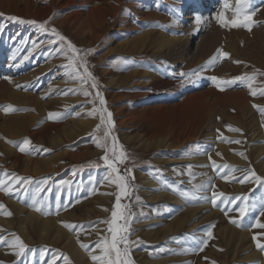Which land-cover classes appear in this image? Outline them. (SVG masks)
<instances>
[{"label":"rangeland","instance_id":"374dc122","mask_svg":"<svg viewBox=\"0 0 264 264\" xmlns=\"http://www.w3.org/2000/svg\"><path fill=\"white\" fill-rule=\"evenodd\" d=\"M32 1L41 2L40 6H44L43 3L48 0ZM228 2L235 5V0ZM224 3L225 0H123L115 19L110 18L108 21L112 25L111 28L104 30L102 37L94 41L69 25H60L61 20L72 13L81 12L83 15L89 13L92 7L91 0H73L69 9L64 5H53L46 16L40 17L33 13L32 9L25 12L14 7L9 0H0V180L8 186L13 180V173L31 178L25 185L26 190L19 189V184L14 185L18 191L5 193L0 190V204L5 206L0 210V235L5 237V241L0 242V264H49V261H53L54 264H80L71 253L70 246H65L66 239L63 228H60L61 223L64 228L73 230L74 240L79 241V245L82 243L89 245L85 257L92 254L97 256V251H90L94 247L93 241L86 237L90 230L87 228L88 223L84 219L80 220L78 214H73L71 210L77 209L82 202L91 200L89 197H93L95 191L91 196L80 195L76 199L69 201L63 199L59 202L61 198L72 195V191L74 193L73 189L69 191L61 188L60 182H57L59 179H65L68 171L56 177V186H50L49 179L53 175L51 172H43L41 169L34 171L32 166L24 164L12 169L8 166L9 156L13 152H20L19 146L24 138H28L34 146L23 153L28 158L36 156L40 159L51 158L53 155L59 156L64 153L65 149L81 153L82 146L102 144V140L106 142L107 147L109 146L108 136L101 139V134L100 137L94 138L92 132L65 144L62 148L49 144L50 138L62 135V124L71 118L72 106L68 107L64 100L75 98L81 92H85L84 90L90 89L88 92L91 91L90 100L93 103L88 102L81 106V109L85 110L97 104V97L94 89L90 87L91 80L85 83L82 79L74 78L75 74L64 67L69 63L67 57L72 53L59 52L60 44L52 43L56 37L51 31L42 32L28 21H48L46 27L49 29L55 27L61 35L81 50L76 55L84 57L89 71L96 79L99 75L94 73L132 59V56L124 53L125 47L104 55L109 42L113 45L124 43L126 45L131 37L147 31L186 36L190 33V44L187 55L184 56V59H188L198 39L203 41L206 46L203 47L201 63L189 70L178 65V62L173 63L176 56L174 50V53L172 51L163 54L152 53L150 62H147L148 67L141 69L155 70L158 71V75H166L157 87H163L165 81L170 82L168 88L183 84L182 91L185 92L183 94L185 96L182 97V92H178L176 96L163 101L164 96H159L162 88L158 89L156 86L147 90L138 88L139 93L145 95L138 98L141 101L139 106L134 105V100L128 104L131 116H136L144 108L151 111L161 105L166 107L161 114H155L152 123L137 127L127 124L126 128L116 131L115 142L122 146L127 155V159L123 163H117V167L120 174L126 176L129 186V195L122 196L120 203L128 205V211L131 213L129 239L132 241L139 239V243L131 247L129 256L133 264H149L148 260L156 261L154 264H264V251L257 249L252 239L254 234L264 233V229L251 227L257 218L264 223V209L259 207L260 202L264 200V183H258L251 177L244 183L239 182L249 169L264 178V115L258 108L253 107V105L264 107V95L258 92L256 96H251L250 102H247L249 97L244 92V85H248L249 82L236 81L220 90L210 79L212 76H220L218 78L222 80L236 77L225 78L230 75L229 59L234 56L233 53L237 49L242 52V58L245 54L243 64H248L246 57L249 51L253 52V48L256 52L252 54L250 61L263 62L264 52L258 42L261 41L260 38L264 40V15H261L264 14V0H252L253 20L256 23L251 30L242 27L224 28L217 22L207 26L204 20L212 13V7L218 4L223 9ZM196 17L201 18L200 24L196 23ZM174 20L176 23H173ZM227 29L236 32L228 35ZM234 44L238 47L236 50L233 48ZM244 46L245 49H241ZM88 49L92 51L85 55ZM218 50L229 55L222 56ZM214 56L215 62L209 64ZM193 71H199L200 75L206 74V79L199 75L198 79L193 77L190 81L187 76L173 74L175 72L191 74ZM80 72H83L82 68ZM263 75L264 71L257 74L254 82L256 84L260 80L262 82ZM144 79L143 77L140 80ZM98 83L100 85L98 91L102 92L103 97L112 92L126 95L130 93L128 88L104 90L102 82ZM155 94L157 98L154 97ZM186 96H193L195 100L192 99L194 102L190 103L191 106L188 104L189 107H185L186 103L182 104V107L180 103ZM117 103L110 106V112L114 107L121 105ZM9 105L13 110L5 112L3 109ZM49 113L59 115L55 119H49ZM117 120L118 118H113L114 122ZM228 125L241 131H231L226 127ZM44 127L50 130L48 129L47 139L41 142L40 135L35 134H40ZM170 130L175 135L191 133L192 137L181 144L179 149L174 148L170 152L155 145L145 150L135 144L134 134L164 135L169 134ZM121 131L128 134L127 139L122 137ZM237 140L240 142L236 143ZM43 149L48 151L45 152ZM111 150H108L110 158ZM100 151L102 154L103 148ZM241 152L244 153L243 156L239 154ZM102 156L83 163L78 170L75 169L82 174L80 181H90L93 175L99 172L101 182L109 174L110 170L105 168L104 161L100 159ZM214 165L220 168L217 169ZM224 165L231 167L224 168ZM225 176L227 180L224 179ZM75 182H78L77 179ZM159 190L185 200L186 206L179 203L177 210L176 204L172 206L168 199H152L151 194ZM117 191L116 187L104 221L111 218ZM213 191L224 194L229 201L235 200L236 197H246L247 202L255 204L256 207L240 219L236 209L245 201L241 199L235 203L225 204L218 200L217 204L213 205L211 202ZM181 192H188L189 196H182ZM37 208L41 211H37ZM66 211L70 213L67 214ZM8 212L11 215L3 214ZM186 212H190L186 221L178 226L173 225L174 230L168 235L165 236L163 234L165 231H160L166 224L175 222L176 218L182 219ZM53 219L58 226H55ZM232 219L240 220L241 226L231 223ZM44 221L51 223L50 226H45L46 233L41 232ZM66 224L77 225L79 231L65 227ZM107 229L108 225L105 223L104 237L110 239ZM149 229L159 230L163 236L150 240L146 233ZM209 229L212 231V238L208 240L207 246H203L202 240L207 238L205 234ZM231 229L244 232L243 236L230 232ZM16 235L28 246L24 255L20 257H17L14 254L15 250L9 246ZM258 238L264 243V235H258ZM201 248L203 250H200ZM64 255L72 256L69 263H64L66 262L63 259ZM85 261L87 262V259ZM94 264H100V261L97 260Z\"/></svg>","mask_w":264,"mask_h":264},{"label":"bare ground","instance_id":"6f19581e","mask_svg":"<svg viewBox=\"0 0 264 264\" xmlns=\"http://www.w3.org/2000/svg\"><path fill=\"white\" fill-rule=\"evenodd\" d=\"M72 1L73 0H48L47 2L43 3L44 6H40L39 3H41V2L37 3V2H34L32 0H9V2L12 5H14V7H16L17 9H21L25 12L30 11V9H32L33 13L37 14L39 17L44 16L47 12H49L50 7L53 5L54 6L55 5L56 6L64 5L66 8L69 9V5L72 3ZM122 2H123V0H91V4H92L91 6L92 7H91V10L89 11V13H86L84 15L80 14L81 12L72 13V14L66 16L64 19H62L60 22V25H63V26L69 25L72 29H75L78 32H80L81 35H83V36L88 35L90 40L92 39V40L96 41L102 37V35H103L102 32L104 30L111 28L112 25H110L108 23V21L110 20V18L115 19V16L117 15L118 10H119ZM14 7H12V8H14ZM212 9H213L212 13L207 15V17L205 18L206 20H204V21H206L207 26L213 25L214 23H216V20H215L216 15L221 10H223L222 6L218 5V4L214 7H212ZM226 11H227L225 13L226 17L231 18L232 17L231 16L232 15L231 10L229 9ZM261 15H264V14H261ZM261 15H259V16H261ZM120 21H122V20H120ZM114 23L116 24V22H114ZM189 29H187V30H189ZM230 29L229 30L227 29L228 35H231L232 33L236 32V30H230ZM233 29H235V28H233ZM263 35H264V26H263ZM190 37H191L190 33L186 36V35H182V34L171 35V34L166 33V32L147 31V32H143L137 36L131 37L130 41L126 45H125V43L113 45L112 42H109L108 50L104 53V55L111 54V53H113V51H115V50L118 51V49H123L125 47L126 51H124V53L127 54L128 56H132L133 60L131 59L128 62L123 61L118 65L109 66L105 70L94 73V74L99 75L97 78V87L93 88L94 92L96 93L100 87L98 82H102V89H104V90L105 89L106 90L111 89V91H113L116 88H118L119 90L124 89V88H128V89H130V93L127 91L129 94L126 95L124 93L112 94L113 93L112 92L111 94H107L106 96H104V99L106 101V105L102 106L100 104L99 98H97L96 99L97 104L88 108V109H85V110L81 109L82 108L81 106H83L84 104H86L88 102L93 103V101L90 100L91 96L90 95H88V97L85 96L84 92H81L75 98L64 100L66 102L65 104H68V107L72 106L71 118L62 124V127H61V131L63 132L62 135L61 136L56 135V136L50 138L49 144L51 146L54 144L55 146L62 148L65 144L76 141L81 136H84L85 134H88L89 132H92L94 138L100 137L102 134L101 139H104L105 138V136H104L105 132H108L109 133V135H108L109 146L107 147V152H108V150L112 149V147H113V137L117 136V135H115L117 129L122 130V128H126L127 124H131L133 127H137V126L143 125V124L148 123V122L152 123L153 119H154L153 117L155 116V114L156 113L161 114L162 110L166 106L161 105V106H158V107L152 109L151 111L149 108H144L142 111H139L140 113L138 112L139 114H137L136 116H131L130 115L131 112H128V111H130L129 110L130 106L128 104L134 100V105L139 106L141 104V101L138 98L143 97L145 95L144 93H139L138 88H143L145 90L151 89L153 86H156V88H158V89L162 88V89H160L161 93L159 94V96H164L163 101H166V100H169L168 97H171V96L174 97V96H176V94L178 92H182L181 95H182V97H184L185 95H183V94L185 92L182 91V89L184 88V85L178 84V86H173V84H172L173 87L168 88L170 82L165 81L164 82L165 85L163 87H161V86L157 87L158 84L163 82L162 78H166V75H164V74L158 75V71H156V72H155V70L154 71H145V70H142L141 68H147L148 67L147 62L148 63L150 62L149 58L152 57L151 56L152 53L163 54V53H167L169 51L173 52V50H174V51H176V56L173 59V63L178 62V65L180 64L181 66L186 67L187 70L192 69L193 67H195L196 65L201 63L200 61L202 60V52H203V47L205 44L203 43V41L201 39H198V41L195 45V48L192 51V54L188 57V59H186V58L184 59V56L187 55L188 46L190 44V40H191ZM260 40L261 41L258 42V44H259L261 50H263V52H264V40H262V38H260ZM252 47H254V46H252ZM233 48H235L234 50H236V48H238V47H236V45H235ZM241 49H245V46L242 47ZM249 50H251V49H249ZM254 52H256V51L253 48V52L251 50L247 54V57H246L248 60L247 62H248V64L249 63L252 64V65H248V64H243V59L245 58L244 57L245 54L242 58V55H243L242 52H239V50L237 49L236 52L233 53L234 56L230 57V59H229V63H228L229 68L228 69H229L230 75L225 77V78L229 79V78H232L234 76H243L245 74H252V73H255L256 75L261 74L264 71V56L262 59L263 60L262 63L259 61L258 62H255V61L251 62L250 57L252 56V54ZM173 65H175V64H173ZM181 73L182 72H177V73L175 72L173 74L175 76L176 75L180 76ZM170 74H172V73H170ZM205 75L206 74H201L200 77L201 78L207 77ZM143 77L145 79L140 80ZM218 77H220V76H218ZM258 80H259V78H258ZM243 82H245V81H243ZM90 85H92L91 81H90ZM90 87L92 88V86H90ZM260 89H264V75L262 77V82L260 80V82L257 84L255 82L252 83V90L257 91V93H258V92H260ZM89 90H84V91H89ZM244 92L247 95V97H249L247 102H250L251 101L250 98L252 95H250L248 85H244ZM101 95L103 96V94H101ZM95 96H96V94H95ZM154 97L157 98V95L155 94ZM194 98L195 97H193V96H186L184 98V100L180 103L181 106H182V104L185 105L187 103V105L185 107H189L188 104L190 105L191 102H194V101H192V99L195 100ZM88 100H90V101H88ZM116 102H118L121 105L119 107H114V110L111 112V114H112V120H113V118H116V119L118 118V120L114 122V126H109L107 124V112H105L104 113L105 120L102 123L100 120V111L99 110L103 107H106L107 111L110 112V106L112 104H115ZM192 105H194V103ZM247 106H249V104ZM68 107H67V109H68ZM177 107H178V105H177ZM94 109H96V112L93 115H89V113L93 112ZM165 112H166V110H165ZM55 126H57V125H55ZM48 129H49L48 127H44L42 130H40V132H39L40 134H35V135H40L39 137H40L41 142L45 141V139H47ZM172 132L173 131L170 130L169 134H164V135H155L154 134L152 136H144V135H141L140 133H138L136 135L134 134V139L136 140L135 144L137 145L138 148H143L145 150L147 148H150V146L155 145L156 147H159L162 149L165 148L164 151L170 152L174 148L179 149V146L181 144L188 141V139L192 137L191 133H188L187 135H184V134L182 135V133L175 135ZM121 135L124 139L128 138V134L123 132V131H121ZM194 135H196V133ZM38 143H40V142H38ZM101 143L104 144L105 141L102 140ZM97 144L98 143L87 144V145L82 146L83 151L81 153H76L75 151H72V152L66 151V149H65V152L59 154V156L53 155V156H51V158H41V159L38 158L37 156L34 158H28V157L24 156L23 153H21V152H13L9 156L8 166L10 169H12V168L18 167L19 164H24L26 166H32V170H34V171L41 169L43 172H51L53 175H51L50 179H49L50 186H56V184H57L55 181L56 177H58V175H61L63 173L65 174V172L68 171L66 178L62 179V180L59 179L60 181H57V182H60L61 188L69 189V191L71 189H73L74 193L72 191V195H70L68 197L61 198L59 200V202L63 199H65L67 201L73 200V199H76L77 197H79L80 195L91 196V193L93 191H95V194L93 195V197L92 196H91L92 198L89 197L91 200H89V201L86 200V201L82 202L81 204L79 203L80 205L77 206V209L72 206L74 209H71V210H72L73 214H78L80 220L84 219L88 223L87 228H89L90 230L88 231V236H86V237H88L87 239L90 238V240L93 241V245H94V247L90 251H97V256L99 257V256H102V251H101V249L96 247V242L98 240H102L104 238V234L106 232L104 220H105L106 216L108 215V208H109L108 205H109V202L111 201V199H113L112 197H113V193L115 192L116 185L111 183L110 180H107V179H102V181L100 182L99 178L101 177V175H99V172H97L98 174L95 173L92 177L93 179H90V181L83 182V180L80 181L82 174L78 173V171L76 172V170H78V167L80 165H82L83 163L90 161L92 159H95L101 155H104L105 149L103 148V153L100 154V152H101L100 150L102 148L97 147ZM160 152L161 151H159L158 153H160ZM75 179H77L78 182H75ZM80 182H81V184H79ZM159 189L161 190V188H159ZM159 191L157 193H154L153 195L151 194V198L152 199H161V198L168 199L169 202H171L172 206H173V204H176L177 207L175 205L174 206L177 208V210L179 208L178 206L180 205L179 203H181L182 206H184V205L186 206V204H184L185 200L183 201L181 198L177 197L176 195H174L172 193H166L164 191L159 192ZM168 192H170V191H168ZM201 197L203 198V195H201ZM76 202H78V201H76ZM200 209H198L199 213L201 212ZM204 211H206V210H204ZM66 213H67V211H66ZM68 213H70V212H68ZM149 213H151V212H149ZM32 214L35 215V213H32ZM185 214L186 215H184L182 217V219L176 218L175 222L166 224L165 228H163V230H160V231H165V232H163V234L168 235L170 231L174 230L173 225L178 226L180 223H184L186 221V219L189 217L190 212H186ZM70 216H71V214H70ZM214 216H215V214H214ZM30 217L32 218L33 216H30ZM61 217L59 216V218H61ZM75 219H77V218H75ZM35 221H36V218H35ZM65 221H66V219H65ZM58 222H60V221H58ZM78 222H82V221H78ZM53 223L55 224V226H58V224L56 223V220H54ZM93 223H95V224H93ZM22 224H24V223H22ZM49 224H51V223H49L47 221L42 222V228H41L42 233H44V232L46 233L45 226H48ZM61 225H63V223H61ZM61 225H60V228H63L62 229L64 232L63 234L65 235L64 239H66L65 240V246H70V251L74 255V258L76 259V261L80 264H94L95 261H93L91 259V256L93 254L85 257L87 255L86 249L82 248L79 245V242H76L74 240V236L72 233L73 230L71 231V229L64 228ZM76 229H74V230H76ZM79 229H80V226H79ZM81 229H83V228H81ZM230 232H234L236 234H239V236H241V237L243 236V233H244V232L243 233L241 232L242 233L241 234L240 232L235 231L234 229ZM146 233L149 235L148 237L150 240H155L160 235L163 236V234L160 233L159 230L156 231V230L149 229L146 231ZM148 242H149V240H148ZM68 257H69V260L64 262V263L70 262V258L72 256L68 255ZM86 259H87V262L85 261ZM155 262L156 261L148 260L149 264H154ZM263 263H264V261H263Z\"/></svg>","mask_w":264,"mask_h":264},{"label":"snow or ice","instance_id":"6c2138e0","mask_svg":"<svg viewBox=\"0 0 264 264\" xmlns=\"http://www.w3.org/2000/svg\"><path fill=\"white\" fill-rule=\"evenodd\" d=\"M224 10H221L215 17V20L217 24L221 27L224 28H245L247 30H251L253 25L256 23L253 20V15L254 13L252 12V0H235V5L233 6L228 2V0H225ZM231 10L232 12V18L229 19L225 15V10ZM11 19H17L16 17H11ZM51 19V18H50ZM23 22V21H22ZM29 23H32L33 25H36L38 29L42 32H49L56 37L52 43H59L60 48L58 49L59 52H71L72 55L68 56L69 63L67 65H64V67H67L71 70V73L75 74L74 78H79L82 79L85 83H87L89 80L92 82V88L97 87V79L93 75L92 72L89 71L87 67V61L84 59L83 56H77L76 53H79L81 50L78 49L73 43L68 40L65 36L61 35L55 27H52L49 29L46 27V24L48 21L44 22H37V21H28ZM173 23H176L174 20ZM196 23L200 24L201 23V18L196 17ZM66 45V48H65ZM91 49H88L85 51V55L88 52H91ZM218 53L222 56H228L229 54L227 52H222L220 53L218 50ZM216 60V57L214 56L210 61L209 64L214 63ZM77 61H79L77 63ZM83 69V72H80V69ZM181 77L187 76L188 79L191 81L193 77H199V71H193L191 74L188 73H181ZM256 78V74H245L243 76H236L233 79L230 80H222L216 76L210 77V79L213 81V83L216 85V87L220 90H224V88L228 85H231L235 83L236 81H247L250 95L256 96L258 93L255 90H252V84L251 82L254 81ZM19 87V85H17ZM259 94L264 95V89H260ZM85 96L90 95L88 91L84 92ZM96 97L99 98L100 104L106 105V101L104 97L100 94L99 91L96 92ZM254 108H258L260 113L264 115V107H259L257 105H253ZM5 112H8L9 110H13L12 106H6L3 109ZM100 120L103 123L105 120L104 113L107 112V124L109 126H114V121L112 120V114L111 112L107 111L106 107L101 108L100 110ZM96 112V109L93 110V112L89 113V115H93ZM59 114L56 113H49L48 118L49 119H55L58 117ZM229 130L235 131V132H240L241 130L238 128H232L230 125L226 126ZM219 131V130H218ZM109 135L108 132H105V138ZM115 137H113V147H112V154L111 158L108 155L107 152V144L106 142L104 144H97V147H101L105 149V154L100 158L101 160L104 161L105 168L110 170L109 174L104 177V179L110 180L111 183L115 184L118 191L116 192L115 195V200L116 203L113 205L112 211H111V218L105 223L108 225L107 231L110 233V239L109 237L105 236L102 240H98L96 242V247L101 249L102 251V256H96L92 255L91 259L93 261H100V264H133L132 260L130 259L129 253L130 249L133 245L139 243V239L137 241H132L129 239V233H130V220H131V213L128 211V205H122L120 203L121 197L128 196L129 195V190H128V181L126 176L121 175L119 172V169L117 167V163H123L127 159L126 153L122 150V146H118L115 142ZM9 143H15L14 141H7ZM236 143H239L240 141L237 140L235 141ZM34 146L31 145V142L28 138H24L22 143L19 146V151L21 153L26 152L30 148ZM43 151L47 152L48 149H43ZM241 156L244 155V153H239ZM214 163V162H213ZM217 169L220 168L218 165H214ZM224 168H229L231 166L229 165H224ZM13 180L9 182L8 186H5L4 181L0 180V190L4 191L5 193H9L12 191H18L19 189H25V185L29 183L31 180L30 177L25 178V177H20L17 176L16 174H12ZM253 178L255 181L258 183H264V178H261L257 176L253 170L249 169L247 174L243 176V179H240V183H244L245 181L249 180V178ZM224 179L227 180V176L224 177ZM46 183V181H45ZM19 184V189L15 188L14 185ZM214 187V186H213ZM26 190V189H25ZM37 191H41V189H37ZM182 196H189L188 192H181ZM244 200L245 203H243L240 207L236 209L239 213L240 219H243L249 211L252 210V208L256 207L255 204H250L247 202L246 197H236L235 200L229 201L228 197H225L224 194L222 193H217L215 191L212 192V203L213 205L217 204L218 200H221L223 203L227 204L229 202L235 203L236 200ZM4 205L0 204V210L4 209ZM259 207L261 209H264V200H262L259 204ZM37 211H41L40 208L36 209ZM6 215H11L10 212L8 213H3ZM227 214V212H226ZM231 223L236 224L237 226L240 225V220L238 219H232L230 220ZM65 227H69L72 229H76L78 226L77 225H70L66 224ZM252 228H259V229H264V223L260 221L259 218L256 219L255 223L251 225ZM206 237L205 239L202 240V245L207 246L208 245V240L212 238V231L209 229L206 232ZM258 235H264V233L260 234H254L252 239L257 247V249L264 251V243L261 242V240L258 238ZM5 237L0 235V242H4ZM79 242V241H78ZM120 245H123L121 248ZM11 248L15 250V255L17 257H20L24 255L25 250L27 249V245L22 241V239L16 235L14 239L11 241L10 245ZM80 246L84 249H88L89 245L88 244H80ZM200 250H203L201 248ZM63 259L65 261L69 260V257L64 255ZM49 264H54L53 261H49Z\"/></svg>","mask_w":264,"mask_h":264}]
</instances>
